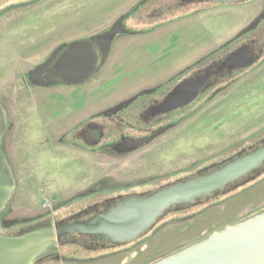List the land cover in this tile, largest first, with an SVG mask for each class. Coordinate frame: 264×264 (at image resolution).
<instances>
[{
  "label": "rangeland",
  "instance_id": "rangeland-1",
  "mask_svg": "<svg viewBox=\"0 0 264 264\" xmlns=\"http://www.w3.org/2000/svg\"><path fill=\"white\" fill-rule=\"evenodd\" d=\"M175 3L0 0V105L7 119L0 149L17 187L0 217L2 236L33 228L60 203L87 198L86 190L101 180L106 186L154 181L149 188L176 182L264 139L263 63L226 78L217 93L173 118L172 131L117 163L59 143L88 115L172 85L181 72L229 47L264 8L263 0H253L239 6L195 5L150 17L153 9L166 11ZM126 15L124 26L135 34L116 39L97 81L79 88L30 86L28 72L57 48L101 34ZM146 96L158 98L154 92ZM262 208L264 174L230 196L171 214L136 244L80 252L78 260L84 262L52 259L42 264H151ZM75 251L67 248L63 254Z\"/></svg>",
  "mask_w": 264,
  "mask_h": 264
},
{
  "label": "water",
  "instance_id": "water-1",
  "mask_svg": "<svg viewBox=\"0 0 264 264\" xmlns=\"http://www.w3.org/2000/svg\"><path fill=\"white\" fill-rule=\"evenodd\" d=\"M251 1L253 0H185L184 2L193 6H239ZM129 15L121 17L112 28L88 40L59 47L47 61L28 72L30 86L51 88L56 85V82L51 81L54 77L71 86H84L91 80H96L106 65L118 36L129 33L123 24ZM263 17L264 14L228 44L254 31ZM94 46L99 48L100 55L96 53ZM64 49H66L64 53L51 68L53 59ZM247 50L248 48H240L231 53L219 63L213 73L252 68L257 59L250 58ZM210 78L211 74L206 73L179 83L159 105L152 109L153 115H166L191 106L209 88ZM155 91L143 92L123 102L119 105V109L124 110L135 103L140 96ZM6 129L7 119L0 105V141ZM161 133L163 132H159L158 135ZM263 174L264 139L257 145L240 150L234 157L204 168L196 174V177L181 179L158 191L139 197H120L111 211L101 213L88 221L67 225L64 222L56 224L49 222L17 235L0 234V264H41L52 257L59 247L68 245L63 243L62 239L70 235L78 238H100L109 242L110 249L136 244L155 231L171 214L182 213L230 196L256 182ZM16 189L13 175L6 163L0 159V216L12 204ZM84 213L88 212L79 213L75 217L80 218ZM151 264H264V210L213 231Z\"/></svg>",
  "mask_w": 264,
  "mask_h": 264
},
{
  "label": "flooded vegetation",
  "instance_id": "flooded-vegetation-1",
  "mask_svg": "<svg viewBox=\"0 0 264 264\" xmlns=\"http://www.w3.org/2000/svg\"><path fill=\"white\" fill-rule=\"evenodd\" d=\"M184 1L185 0H176V3L172 6H168L166 11L165 8H158L156 10L153 9V12L150 17H162L165 13L177 11L179 8L193 6L186 5ZM263 14L264 8L261 14H259L254 21L259 19ZM125 21L123 22V24H125ZM125 29L129 33L118 36V38L135 34L134 31H129L126 26ZM234 42L229 47H225L224 49L218 51V54H216V52H213L210 55L206 56L198 64L192 66V68H189V71H187L186 73L185 71L181 72L176 77V81L174 80L175 82H172V85L168 86L169 84H171L170 82L165 85V88L163 90L159 89L155 91L154 96L158 98L152 99L149 98L151 96L148 97L146 95H142L135 101V103H133L130 107L124 110L119 109V105L123 103L121 102L115 104L110 108L93 113L90 116L88 115L85 120L79 122L73 130L66 134H63L59 140V143L64 144L66 146H71L72 148L87 153L88 155L93 156V158H98L101 160H110L116 163L117 159L124 158L130 154H133L142 150L143 148L150 146L156 140L166 135L168 132L172 131L176 127V123H172L173 118H175L181 112L192 108V106H194L202 97L217 93L219 84L223 82L226 78L233 77L236 74L244 73L249 70H237L233 72L225 71L223 73L214 74L213 72L214 70H216L219 63L221 61H224L231 53L235 52L240 48H248V56L250 58L257 59L255 65L250 69L256 68L257 66L262 65L264 63V17L261 19L260 24L254 31L248 33L240 39H237ZM65 50L66 49H64L53 59V61L51 62V68L58 61V59L64 53ZM94 50L98 55H100V50L98 47L94 46ZM206 73L211 74V78L208 82L209 88L200 96V98L195 103L185 109H180L166 115H153L152 109L155 106L159 105L179 83L187 79L194 78L196 76L204 75ZM98 76L96 80L91 81H97ZM51 81L56 82V85L51 88H58L64 86L69 88L83 87L68 85L61 81H58V79L55 77ZM138 103L139 105H137ZM159 132L163 133L158 135ZM2 150L5 151L4 149H0V159L4 161L3 156L5 154L3 153V156H1V152H3ZM235 155L236 153L225 158L221 162L231 157H234ZM221 162L213 164H219ZM210 165L195 170L194 172L190 173L192 175H190L189 177H196V174H198L199 171L203 170L204 168ZM8 168H10V165ZM10 172L13 175V172L11 170ZM153 182L154 181H148L147 183L129 184L123 186H117V184L106 186V181L101 180L95 185H93L92 188L86 190L85 194L88 196L87 198H77L79 199L78 201H76L77 199H75L74 201L71 200L58 204L54 212L51 213V216L37 221L38 223L35 226H38L40 224H47L49 222H54L55 224L64 222L65 225L85 222L101 213L111 211L117 205V202L119 201L120 197H139L143 194H150L155 191H158L166 185L170 184H158L152 188H149L148 184H152ZM122 189L126 192L120 191ZM60 210H65L64 214H62V212H59ZM86 211L88 213H84L80 218L75 217L79 213ZM71 218H73V220H69ZM34 222H36V220ZM2 226L4 228H7L8 225H6V223L3 221ZM159 226H162V224H160ZM29 229H31V227L25 230L19 229L18 233L12 235H17L20 232H24ZM12 235L10 234L9 236ZM62 242L67 243L68 245H66L65 247H59V250L43 263L52 259L63 262H84L78 260V257H80L81 255L80 252L90 251L96 253L99 251L110 252L114 250L110 249L109 242L101 240L100 238H78L75 235H70L63 238ZM72 242L75 243L71 244ZM67 248H74L76 251L73 252V254L64 255L63 251H65Z\"/></svg>",
  "mask_w": 264,
  "mask_h": 264
},
{
  "label": "crops",
  "instance_id": "crops-1",
  "mask_svg": "<svg viewBox=\"0 0 264 264\" xmlns=\"http://www.w3.org/2000/svg\"><path fill=\"white\" fill-rule=\"evenodd\" d=\"M261 210H264V208L259 209V210L256 211V212H253L251 215H253V214H255V213H257V212H259V211H261ZM251 215H249V216H251ZM249 216H248V217H249ZM246 218H247V217H246ZM238 222H239V221H238ZM236 223H237V222H236ZM231 224H234V223H231ZM228 225H230V224H228ZM225 226H226V225H225ZM225 226H224V227H225ZM189 244H190V243H189ZM189 244H187V245H185V246H188ZM185 246H184V247H185ZM184 247H181V248H179V249H176L175 251L180 250V249H182V248H184ZM175 251H173V252H175ZM171 253H172V252H171ZM169 254H170V253H169Z\"/></svg>",
  "mask_w": 264,
  "mask_h": 264
},
{
  "label": "trees",
  "instance_id": "trees-1",
  "mask_svg": "<svg viewBox=\"0 0 264 264\" xmlns=\"http://www.w3.org/2000/svg\"><path fill=\"white\" fill-rule=\"evenodd\" d=\"M1 216H2V215H1ZM1 216H0V217H1Z\"/></svg>",
  "mask_w": 264,
  "mask_h": 264
}]
</instances>
